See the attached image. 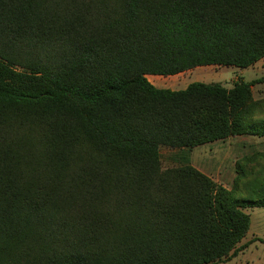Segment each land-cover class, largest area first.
Listing matches in <instances>:
<instances>
[{"label": "trees", "instance_id": "obj_1", "mask_svg": "<svg viewBox=\"0 0 264 264\" xmlns=\"http://www.w3.org/2000/svg\"><path fill=\"white\" fill-rule=\"evenodd\" d=\"M262 58L264 0H0V264L234 256L264 187L243 197L162 169L158 148L263 137L264 77L172 91L146 76Z\"/></svg>", "mask_w": 264, "mask_h": 264}, {"label": "rangeland", "instance_id": "obj_2", "mask_svg": "<svg viewBox=\"0 0 264 264\" xmlns=\"http://www.w3.org/2000/svg\"><path fill=\"white\" fill-rule=\"evenodd\" d=\"M262 77L264 58L245 69L203 66L174 76H146L154 87L172 91L183 90L194 82L218 83L230 88L239 78L251 82ZM18 84L25 85L22 82ZM251 94L254 102L253 121L264 122V84L254 85ZM27 133L34 132L28 129ZM158 156L162 169L189 165L227 190L237 188L239 196L256 195L264 187V136L229 137L193 149L160 146ZM245 213L249 216L250 224L248 232L238 244L240 250L219 264H264V209H248ZM19 259L20 254H16L5 264L17 263Z\"/></svg>", "mask_w": 264, "mask_h": 264}]
</instances>
